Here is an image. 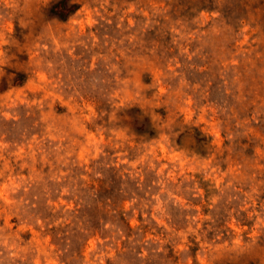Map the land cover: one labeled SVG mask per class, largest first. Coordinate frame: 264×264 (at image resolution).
Segmentation results:
<instances>
[{
    "label": "rangeland",
    "instance_id": "rangeland-1",
    "mask_svg": "<svg viewBox=\"0 0 264 264\" xmlns=\"http://www.w3.org/2000/svg\"><path fill=\"white\" fill-rule=\"evenodd\" d=\"M52 1L0 0V264H264V0Z\"/></svg>",
    "mask_w": 264,
    "mask_h": 264
},
{
    "label": "trees",
    "instance_id": "trees-1",
    "mask_svg": "<svg viewBox=\"0 0 264 264\" xmlns=\"http://www.w3.org/2000/svg\"><path fill=\"white\" fill-rule=\"evenodd\" d=\"M51 8H49V14L54 18L65 19L71 12L80 8V4L76 3L73 0H53L50 4ZM25 78L24 73H18L16 77H14V84L19 85ZM136 113L131 115L133 120V124L135 127L131 129V133L136 136H147V137H155L159 130L162 128V123L157 119L145 115L143 110L140 107H130V108H122L123 111H127L128 113ZM132 110V111H131Z\"/></svg>",
    "mask_w": 264,
    "mask_h": 264
}]
</instances>
